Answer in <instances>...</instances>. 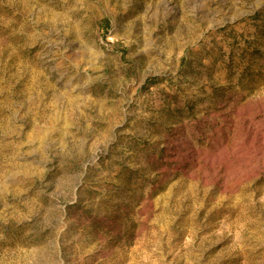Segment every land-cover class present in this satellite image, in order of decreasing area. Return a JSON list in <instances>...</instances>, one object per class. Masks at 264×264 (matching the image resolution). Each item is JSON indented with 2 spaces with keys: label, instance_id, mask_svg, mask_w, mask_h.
<instances>
[{
  "label": "rangeland",
  "instance_id": "374dc122",
  "mask_svg": "<svg viewBox=\"0 0 264 264\" xmlns=\"http://www.w3.org/2000/svg\"><path fill=\"white\" fill-rule=\"evenodd\" d=\"M0 264H264V0H0Z\"/></svg>",
  "mask_w": 264,
  "mask_h": 264
},
{
  "label": "bare ground",
  "instance_id": "6f19581e",
  "mask_svg": "<svg viewBox=\"0 0 264 264\" xmlns=\"http://www.w3.org/2000/svg\"><path fill=\"white\" fill-rule=\"evenodd\" d=\"M27 1H28V0H27ZM116 3H117V2H116ZM164 3H165V2H164ZM117 4H118V3H117ZM27 5H28V4H27ZM165 5H166V4H165ZM164 7H165V6H164ZM89 9H90V8H89ZM73 13H75V12H73ZM76 13H77V12H76ZM39 17H40V16H39ZM41 19H42V18H41ZM44 19H45V18H44ZM58 19H59V18H58ZM50 21H51V20H50ZM27 22H28V21H27ZM41 22H42V21H41ZM12 23H13V22H12ZM37 23H38V22H37ZM49 23H50V22H49ZM26 24H27V23H26ZM29 24H30V23H29ZM35 24H36V23H35ZM14 25H15V24H14ZM18 25H20V24H18ZM30 25H31V24H30ZM30 25H29V26H30ZM36 25H37V24H36ZM23 26H24V24H23ZM50 26H51V25H50ZM17 28H18V27H17ZM17 28H16V29H17ZM25 28H26V27H25ZM54 28H55V26H54ZM24 30H25V29H24ZM27 31H28V30H27ZM15 32H16V31H15ZM35 33H36V32H35ZM23 34H24V33H23ZM42 35H43V34H42ZM20 36H21V35H20ZM40 36H41V35H40ZM14 37H15V36H14ZM22 37H23V36H22ZM28 37H29L30 41H32V40H31V37H32L31 34H28ZM37 37H38V36H37ZM41 37H42V36H41ZM12 38H13V37H12ZM33 38H36V36L33 37ZM38 38H39V37H38ZM19 39H20V38H19ZM21 39H22V38H21ZM35 40H36V39H35ZM35 40H34V41H35ZM17 41H18V40H17ZM17 43H18V42H17ZM31 43H32V42H31ZM13 45H14V44H13ZM20 47H21V46H20ZM13 49H14V48H13ZM17 49H18V47H17ZM25 50H27V49H25ZM4 51H5V50H4ZM6 51H7V49H6ZM27 51H28V50H27ZM20 52H21V51H20ZM4 53H5V52H4ZM11 53H12V52H11ZM30 54H31V53H30ZM24 55H25V54H24ZM16 56H17V55H16ZM21 56H22V55H21ZM10 59H11V58H10ZM27 59H28V58H27ZM12 61H13V60H12ZM17 62H18V61H17ZM20 62H21V61H20ZM19 64H20V63H19ZM21 64H22V63H21ZM21 66H23V65H21ZM28 68H29V66H28ZM38 71H39V70H38ZM39 75H40V74H39ZM39 75H38V76H39ZM35 81H36V80H35ZM34 84H35V83H34Z\"/></svg>",
  "mask_w": 264,
  "mask_h": 264
}]
</instances>
